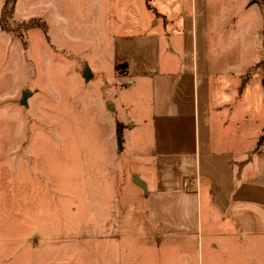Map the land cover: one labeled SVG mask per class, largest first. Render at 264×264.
<instances>
[{"label": "rangeland", "instance_id": "374dc122", "mask_svg": "<svg viewBox=\"0 0 264 264\" xmlns=\"http://www.w3.org/2000/svg\"><path fill=\"white\" fill-rule=\"evenodd\" d=\"M28 1L27 17L44 21L46 32L27 31L22 22L29 18L15 16L8 19V30L0 29V264H264V233L256 231L255 220L222 221L206 196L198 207L184 203L172 211L180 221L164 243L147 223L149 229L135 224L111 230L126 234L118 242L101 236L115 234L99 226L93 208L100 209L102 192L93 184L97 179L108 184L119 163L110 144L100 142L109 140L111 122L123 114L101 103L113 92L111 80L104 84L79 75L89 67L108 72L114 59L121 61L128 52L135 57L138 38L125 36L150 33L146 25L159 16L158 4L161 16H172L173 3L183 15L173 24L183 22L180 29L190 35L192 16L199 21L213 16L217 32L230 17L242 21L251 0H161L163 5L144 0L147 11L137 0ZM236 30L242 35L236 28L213 36L221 42ZM24 92H30L26 105ZM245 104L251 115L248 143L264 127V105L259 109L253 99ZM120 190L122 197L132 195L129 188ZM83 195L91 201L85 210ZM146 202L139 207L145 209ZM116 208L120 211L119 204ZM186 223L190 231H180Z\"/></svg>", "mask_w": 264, "mask_h": 264}, {"label": "crops", "instance_id": "0c3cea01", "mask_svg": "<svg viewBox=\"0 0 264 264\" xmlns=\"http://www.w3.org/2000/svg\"><path fill=\"white\" fill-rule=\"evenodd\" d=\"M137 1L147 11V2ZM3 2L0 0V12ZM29 3L16 0L12 17L20 21L31 17H27L31 14ZM169 5L174 14L161 16L158 4L159 16L151 19L156 20L154 24L146 25L150 33L125 36L138 38L135 57L129 52L122 62L116 57L108 72L89 67L90 81L106 84L111 80L108 84L113 92L109 99H104V93L101 103L105 101L112 112L120 110L123 114L122 119L116 117L113 125L111 122L109 140L100 142L113 148L119 170L108 184L98 179L93 184V190L102 192L98 196L100 209L93 208L99 226L112 233L115 229H134L135 224L149 229L145 223L152 224L160 233L157 241L164 243L170 238L166 232L178 227L180 221L172 211L184 203L198 207L206 196L207 205L222 221L252 217L256 231L264 233V145L249 158L264 127L247 143L246 124L251 115L245 112L247 99H253L259 109L264 105V0H251L242 21L230 17L217 32L213 16L206 14L200 21L192 16L190 35L180 29L183 22L173 24L183 15L173 3ZM30 19L35 18L27 21ZM236 28L242 35L236 30L221 42L213 36ZM84 71L79 74L82 79ZM118 123L123 125L122 150L117 141ZM136 179L146 187L139 186ZM120 187L129 188L132 195L122 197ZM85 196L84 210L91 202ZM142 199L147 200L145 209L139 207ZM180 227L183 232L192 228L188 223ZM105 234L103 231L101 236L117 242L126 235Z\"/></svg>", "mask_w": 264, "mask_h": 264}, {"label": "trees", "instance_id": "16d2710c", "mask_svg": "<svg viewBox=\"0 0 264 264\" xmlns=\"http://www.w3.org/2000/svg\"><path fill=\"white\" fill-rule=\"evenodd\" d=\"M15 3H16V0H4L3 2L1 12H0V26H1V29L4 31L9 29L8 19H10L14 13ZM22 23L24 24V27L26 29L38 27L44 32H46L47 30L46 24L40 19H30ZM18 36L20 38L22 37L20 33L18 34ZM119 68H120V65L117 64L116 69H119ZM117 141H118L119 150H122L123 149V125L121 123H118L117 125ZM263 145H264V134H262L259 137L257 145L255 149L253 150V152H251V154L249 155V158L252 157L253 153L260 151Z\"/></svg>", "mask_w": 264, "mask_h": 264}, {"label": "water", "instance_id": "95a60500", "mask_svg": "<svg viewBox=\"0 0 264 264\" xmlns=\"http://www.w3.org/2000/svg\"><path fill=\"white\" fill-rule=\"evenodd\" d=\"M84 77L89 80L91 77H92V74H91V71L89 68H86L85 71H84ZM30 96V92H24L23 93V96H22V99H21V104L23 105H26V100L27 98ZM135 182L139 185V186H142V187H146L143 183L139 182L138 179L135 180Z\"/></svg>", "mask_w": 264, "mask_h": 264}]
</instances>
